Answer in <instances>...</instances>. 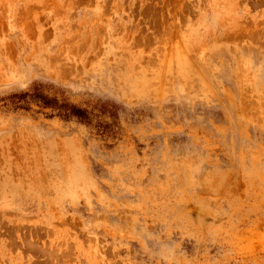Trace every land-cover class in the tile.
Here are the masks:
<instances>
[{
    "label": "rangeland",
    "instance_id": "1",
    "mask_svg": "<svg viewBox=\"0 0 264 264\" xmlns=\"http://www.w3.org/2000/svg\"><path fill=\"white\" fill-rule=\"evenodd\" d=\"M0 264H264V0H0Z\"/></svg>",
    "mask_w": 264,
    "mask_h": 264
},
{
    "label": "trees",
    "instance_id": "2",
    "mask_svg": "<svg viewBox=\"0 0 264 264\" xmlns=\"http://www.w3.org/2000/svg\"><path fill=\"white\" fill-rule=\"evenodd\" d=\"M28 97L37 102L43 109L52 108L53 110H58L59 115L67 120L76 118L81 121H89V115L86 109L68 102H60L56 97H50L45 94L40 88H36L33 93L25 92L14 96L19 101L23 100L26 102L28 101Z\"/></svg>",
    "mask_w": 264,
    "mask_h": 264
}]
</instances>
